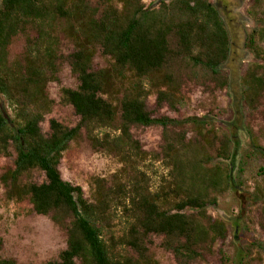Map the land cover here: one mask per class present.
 Returning <instances> with one entry per match:
<instances>
[{
    "label": "trees",
    "instance_id": "obj_1",
    "mask_svg": "<svg viewBox=\"0 0 264 264\" xmlns=\"http://www.w3.org/2000/svg\"><path fill=\"white\" fill-rule=\"evenodd\" d=\"M253 12L257 27L245 48L256 62L241 82V106L249 112L259 110L264 97V0L253 1ZM19 36L26 38L24 50L11 59ZM64 41L73 47L67 56ZM231 49L228 26L211 0H109L98 6L89 0H0V96L13 111H0V158L16 154L1 180L8 199H28L37 215L66 231V249L48 264H158L149 249L154 236L163 238L161 247L177 264H194L228 238L225 222L208 210L243 186L234 176L232 136L220 134L207 118L154 119L148 99L155 94L158 107L177 110L187 82L229 89L224 66ZM99 54L106 66L95 68ZM64 61L79 84L61 90L62 103L80 121L69 128L52 119L46 135L41 124L54 105L49 85L59 81ZM189 124L192 138L183 129ZM155 125L163 129L160 154L145 151L132 134ZM249 136L245 159L264 164V147ZM83 138L121 165L110 182L94 180L93 202L60 171L70 145ZM243 166L244 159L239 175ZM36 170L46 181L24 183ZM260 176L246 202L259 205L264 227V165ZM253 247L263 249L256 242ZM0 264H17L2 256L1 241Z\"/></svg>",
    "mask_w": 264,
    "mask_h": 264
},
{
    "label": "rangeland",
    "instance_id": "obj_2",
    "mask_svg": "<svg viewBox=\"0 0 264 264\" xmlns=\"http://www.w3.org/2000/svg\"><path fill=\"white\" fill-rule=\"evenodd\" d=\"M98 6L109 0H89ZM117 3L118 0H110ZM254 0H211L223 16L232 38L230 58L224 66L230 77L229 89H216L211 86L206 89L200 84L187 82L182 89L184 105L177 110L167 106L158 107L156 95L148 99V111L154 119L168 117L179 121L192 118H207L217 131L230 134L233 138L236 157L234 176L240 178L242 188L237 192L229 190L220 197L216 207L208 210L214 219L225 222L228 238L218 241L211 252L194 264H264V227L258 213V206L246 202L257 185L262 183L260 168L264 165L258 158L245 159L250 153L252 134L255 141L264 147V97L259 110L249 112L241 106V82L249 67L256 62L252 53L246 48L247 35L256 27V17L253 12ZM150 2L147 3L149 5ZM252 12V13H251ZM26 38L19 36L14 39L10 47L11 59L19 57L25 47ZM73 51L70 43L64 41L63 53L69 55ZM95 68L106 66L101 55L94 61ZM78 80L72 73L67 62L59 66V81L49 85V94L54 101L52 111L41 124L46 135L50 134V120L54 119L66 127L74 128L80 118L70 105L62 103L61 90L63 88L76 89ZM241 109V110H240ZM6 110L11 116L13 111L7 101L0 96V111ZM242 115V117H241ZM193 137V126L183 128ZM132 134L148 153L160 154L163 147V129L160 126L136 127ZM16 154L12 157L0 158V241L2 242V256L13 259L17 264H48L57 261L59 255L67 247V233L57 227L49 217L39 216L34 212L28 199L22 201L10 200L7 190L2 183V175L13 165ZM244 159V173L239 175V164ZM159 174L164 169L157 164ZM121 168L116 158L103 151H96L83 138L70 145L64 154L60 171L65 181L80 186L85 197L93 202L95 191L94 180L97 178L112 180L113 175ZM159 177H154L158 183ZM46 177L41 171H33L23 178V182L43 184ZM149 245L150 255L158 264H177L172 253L161 247L162 237H152ZM258 247H253V243Z\"/></svg>",
    "mask_w": 264,
    "mask_h": 264
}]
</instances>
